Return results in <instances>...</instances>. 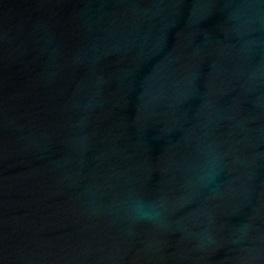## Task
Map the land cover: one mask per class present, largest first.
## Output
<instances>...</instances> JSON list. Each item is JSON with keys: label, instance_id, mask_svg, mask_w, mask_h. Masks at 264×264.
Instances as JSON below:
<instances>
[{"label": "water", "instance_id": "obj_1", "mask_svg": "<svg viewBox=\"0 0 264 264\" xmlns=\"http://www.w3.org/2000/svg\"><path fill=\"white\" fill-rule=\"evenodd\" d=\"M0 264H264V0H0Z\"/></svg>", "mask_w": 264, "mask_h": 264}]
</instances>
